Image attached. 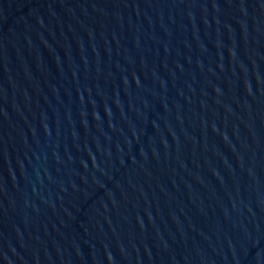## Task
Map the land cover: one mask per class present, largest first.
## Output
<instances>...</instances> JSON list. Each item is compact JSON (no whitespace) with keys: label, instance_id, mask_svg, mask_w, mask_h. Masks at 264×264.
I'll return each instance as SVG.
<instances>
[{"label":"water","instance_id":"1","mask_svg":"<svg viewBox=\"0 0 264 264\" xmlns=\"http://www.w3.org/2000/svg\"><path fill=\"white\" fill-rule=\"evenodd\" d=\"M0 264H264V0H0Z\"/></svg>","mask_w":264,"mask_h":264}]
</instances>
